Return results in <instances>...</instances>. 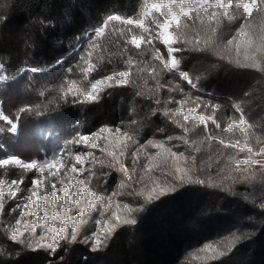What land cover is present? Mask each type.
I'll return each mask as SVG.
<instances>
[{"label": "trees", "instance_id": "1", "mask_svg": "<svg viewBox=\"0 0 264 264\" xmlns=\"http://www.w3.org/2000/svg\"><path fill=\"white\" fill-rule=\"evenodd\" d=\"M146 8L145 0H0V110L20 115L15 134L0 133V159L42 160L93 130L104 138L88 192L62 212L81 217L77 239L65 228L55 253L25 233L13 240L19 214L0 198V264H264V163H236L249 147L264 158V11L182 18L170 29L180 50L169 71L154 38L165 19L158 13L145 18L152 43L139 49L126 42L143 32L134 25L114 21L94 35L109 15L139 19ZM123 71L124 83L107 80L96 100L85 99L92 83ZM191 107L206 123L184 121ZM0 177L29 184L36 176L9 165ZM101 219L106 239L94 250L86 237Z\"/></svg>", "mask_w": 264, "mask_h": 264}, {"label": "snow or ice", "instance_id": "2", "mask_svg": "<svg viewBox=\"0 0 264 264\" xmlns=\"http://www.w3.org/2000/svg\"><path fill=\"white\" fill-rule=\"evenodd\" d=\"M145 3L147 5V8L141 18L139 19L127 18L126 19V18L121 17L120 15H109L105 19L101 27H97L96 29H94V35L97 37L102 36L108 24L114 21L121 22L126 25H134L142 29L143 32L139 36L132 35L130 41H126V42L134 45L137 49H139L142 43H148V44L152 43V40L151 39L146 40L143 34V33H147L150 31V29L145 24V18L151 16L153 12L158 13L161 16H164L165 19L163 20L162 23H159L157 25L158 29H160L161 31L157 32L154 38L160 39L162 37V43L166 46L168 56L170 57V59H168L164 63V67L169 69V71L178 70L179 61L175 58L173 54L180 50L172 46L173 43L178 42V40H174L173 32L170 31V29H172L173 26H175L176 28H179V26L181 25L182 18L190 19L192 18V15L194 12L197 14H200V13L206 12L208 9H223L224 13L228 14V10L235 7L236 9H242L243 14L247 17H251L253 15L254 10L264 11V0H260L259 3H258V0H237V2L235 3H234V0H162V2H158V0H152L150 4H148L147 0H145ZM173 6H175V9L177 10L174 11ZM164 9H167L166 13ZM214 14L215 13H213V15ZM2 19L3 18L0 17V20ZM156 59L163 61L164 57L158 54L156 56ZM57 63H62V61H58ZM92 70L93 69L90 66L88 71H92ZM29 71L35 73V72L42 71V69L33 67L29 69ZM128 76H129V72L123 71V72L114 74L111 77L97 80L95 83L91 84V91L87 93V95L85 96V99L90 100V101L96 100L98 92L101 90V86H104L107 80H114L118 84H122L125 82ZM179 76L182 79L188 81V83L190 84L192 83L187 72L179 71ZM5 79H7V77L0 76V80H5ZM108 86H111V85L109 84ZM29 110L30 109L28 108H20L19 113H25ZM182 111L183 109H181V112ZM194 112H195V109H192V110H189L187 114H184L183 115L184 121H188L191 118L193 120L198 119L201 124L206 123L205 116L203 115H200L198 117L194 116L193 115ZM165 115H168V113L166 112ZM19 119H20L19 114H17L15 118H13L12 116L5 114L3 110H0V122H3V126H0V133L7 132V133L15 134L18 129ZM208 119L212 120L213 118L208 117ZM238 123L239 125L245 124V120L243 116L240 117ZM236 126L237 125L235 123L230 125L229 130H231L232 128H235ZM217 127H219V125H217ZM169 139L171 138L169 137ZM88 141H89L88 136H81L79 141H73V143L83 142L87 144ZM221 143H223V141H221ZM247 151L252 152V148L251 147L247 148ZM57 159L58 158H54L53 161L45 160L43 163H38L37 161H31V162L25 163L17 156L11 155V156H8L7 158L0 159V168H4L5 166H9V165H15V166H20L23 169H37L40 173L44 172L45 167H49V169L56 168V171H59V168L57 167L56 162H55ZM75 159H76V162H82L81 157L79 155H77ZM236 163L239 166L242 164H252L253 161L252 160H238ZM71 171L76 172L77 169L73 167ZM51 174L55 175L56 172H52ZM4 183L5 181L0 180V184H4ZM20 183H23L22 179L19 181L17 180L11 181V184L9 185V187L13 185L16 186V190L10 192L11 196L15 197L16 193L20 191V188H19ZM31 183L33 187L29 189L28 191L31 192L32 199H30L26 204H24V207L27 209L30 206H35L37 207V210H38L39 205H37L35 202L39 200V191H41L40 186L42 185L43 181L38 176L37 178L33 179ZM55 187L56 185L52 184V188L55 189ZM64 187L67 188L68 185L65 184ZM8 190H9L8 188L0 189V195H2L3 192H6ZM83 191L88 192V189L84 188ZM91 196L93 199H100L99 197L96 196L95 193H91ZM75 198L76 200H79L80 194L77 193ZM52 207H53V210L55 211L57 207L55 202L53 203ZM45 209H47V203H45ZM90 210H91V201H89V206L88 208L85 209V211H90ZM58 214L59 213H57V215ZM80 219L81 217L79 215L76 216L74 219L73 218L64 219L59 230H57L55 226L53 225L51 237L47 239L46 243L38 244L37 246L48 248L50 249L51 252L55 253L58 248V243H55L54 241L57 239L64 240L66 238L65 235L63 234L66 231V229L64 228V225H67L69 223L71 224V228L73 230L71 239L75 241L77 239V236H76L77 223L76 222L80 221ZM116 219L118 221L120 220L119 217H117ZM123 222L124 223H135L134 220H125ZM44 223L46 225L49 223L47 216L44 217ZM31 224L35 225L36 220L31 221ZM28 230L29 229L27 227L24 229V231H28ZM31 230L34 231L35 230L34 227ZM20 235H21L20 230L17 229L16 231H13L11 233V238L13 240H18L20 238ZM86 239L89 240L94 245V250H96V249H99L104 244L106 236L104 235L103 232L100 234L93 233L92 237H86ZM209 250L214 251V249H211V246H209Z\"/></svg>", "mask_w": 264, "mask_h": 264}, {"label": "rangeland", "instance_id": "3", "mask_svg": "<svg viewBox=\"0 0 264 264\" xmlns=\"http://www.w3.org/2000/svg\"><path fill=\"white\" fill-rule=\"evenodd\" d=\"M192 109H195L194 116L198 117L202 115L201 113H198L194 107H191L189 110ZM81 136L89 137L87 144L83 142L73 143V141H79ZM103 141V136L96 130L84 132L82 135L72 139L68 145H60L59 149L49 157L42 160H32L37 161L38 163H43L45 160L53 161L54 158H58L55 162L59 171H56V168L49 169V167H45L44 172L40 173L37 169H23L20 166L11 165L18 167L25 173L33 172L36 177L32 178V180L39 176L43 181L40 186L41 191H39V200L35 202L39 205V209L37 210V207L35 206H30L26 209L24 204L32 199L31 192L28 191L33 187L31 183L32 180L29 184L20 183V191L16 193L15 197H13L10 195V192L15 191L16 186L13 185L9 187L12 180L7 179L6 177H0V180L5 181L4 184H0V189H9L8 191L3 192L2 195H0V198L3 200H13L14 209L19 214L18 222L14 225V228L11 229V233L19 229L21 235L25 233L31 239H35L36 243L43 244L51 237L53 225L59 230L64 219H74L77 216L76 212L70 216L69 214L62 212L64 209L77 203L78 200L75 198L77 193H79L80 196L82 195L83 189L86 187L87 171L92 168L94 156L93 151L96 146L102 145ZM77 155L81 157L82 162H76L75 158ZM21 160L25 163L31 162L23 159ZM238 160H252V164L264 163V158H261L259 150H252V152L242 154ZM73 167L77 169L76 172L71 171ZM52 172H56V174L52 175ZM52 184L56 185L55 189L52 188ZM65 184L68 185L67 188L64 187ZM115 194L116 193H114V195ZM110 199L111 198H109L105 204L103 209L104 214L110 212ZM54 202L57 205L55 211L52 207ZM45 203H47V209H45ZM257 203L258 208L264 210V200H259ZM57 213L59 214L57 215ZM45 216H47L49 220L47 225L44 223ZM33 220H36L35 225L31 224V221ZM99 223L100 225L97 227L96 234H99L103 227V219H101ZM26 227L29 229L28 231H24ZM33 227L35 229L34 231L31 230ZM64 228H71V224L64 225ZM91 236L92 235L88 237ZM45 249L48 250V248Z\"/></svg>", "mask_w": 264, "mask_h": 264}]
</instances>
